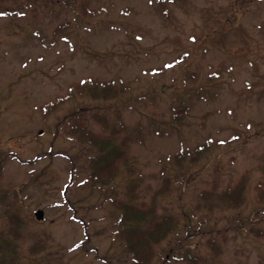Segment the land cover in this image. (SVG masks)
Instances as JSON below:
<instances>
[{
  "label": "rangeland",
  "instance_id": "1",
  "mask_svg": "<svg viewBox=\"0 0 264 264\" xmlns=\"http://www.w3.org/2000/svg\"><path fill=\"white\" fill-rule=\"evenodd\" d=\"M1 3L9 12L0 15V192H6L0 232L13 234L6 209L15 205L29 230L23 234L31 236L22 241L27 255L35 254L33 242L64 264H137L114 236L117 210L109 201L121 195L127 177L138 181L140 197L156 212L173 210L182 219L203 188L243 176L242 203L197 210L194 225L207 219L190 241L207 264H264V239L249 231L252 224L264 228V200L255 188L264 181V0ZM88 75L123 79L128 88L110 102L65 97L73 81ZM101 103L112 104L109 114L121 107L129 128H140L130 144L134 169L106 185L88 184L78 169L65 201L69 167H81L83 154L63 132V120ZM180 105L186 110L173 120L171 108ZM208 138L213 147L200 169L185 186L173 182L167 157ZM166 176L170 186L161 192ZM36 208L44 211L41 219ZM210 237L219 251L206 243ZM175 238L157 245L146 264H159Z\"/></svg>",
  "mask_w": 264,
  "mask_h": 264
},
{
  "label": "trees",
  "instance_id": "2",
  "mask_svg": "<svg viewBox=\"0 0 264 264\" xmlns=\"http://www.w3.org/2000/svg\"><path fill=\"white\" fill-rule=\"evenodd\" d=\"M1 1L3 0H0L2 10L0 12L5 13L0 15L8 14L9 8L4 7ZM127 88L128 85L123 79L94 78L88 75L73 81L65 97L78 94L110 102L111 98L125 94ZM60 98H56V102ZM110 106L112 107V104L103 103L99 104V107L92 108L81 106L63 120V132L69 134L81 145L83 154L81 167L76 164L69 167L68 179L63 188L65 201H68L67 191L78 169V171L82 169L85 171V181L90 185L109 184L120 174L127 177L134 169L130 144L140 138L137 133L140 128H129L119 106L113 107V114H109ZM185 110L184 105L171 108L172 119H179V115ZM212 147L213 143L208 138L169 155L167 158L173 182L182 180L181 185H187V177L199 168L203 162L202 159L207 156V152ZM166 165L165 163L162 169ZM169 184V178L166 176L158 190L165 192ZM138 187L139 183L135 178L127 177L121 187V195L109 196L111 205L117 210L113 224L114 236L122 241L123 250L132 262L146 264L156 254V246L175 234V240L162 254L159 264L169 262L207 264L206 260L196 252L195 242L190 241L194 235L204 232L200 224L206 221L207 217L197 218L198 225L193 224V220L196 221L193 217L197 216V210L204 209V214L205 211L209 214L215 208L228 210L241 204L244 200L245 178L242 176L234 184L221 188H203L198 195L200 198L193 205L184 207L185 210L181 212L182 219L177 212L173 213V210L156 212L152 202L140 197ZM255 188L256 199L264 200V181H258ZM0 193L3 194L0 198L6 197V192ZM10 206L11 208L6 209L7 220L14 232L12 235L0 232V264H64L60 260H54L50 253L42 252L43 244L37 246L32 242L30 249L35 253L34 255H27L22 250V241L28 240L31 236L23 234L29 230L24 228V219L18 207ZM70 209L72 216L77 217L76 210L73 207ZM33 219L30 215L29 220ZM228 223L231 225V220H228ZM249 231L252 235L264 239V228L261 226L252 224ZM205 241L215 252L220 250V246L213 241V238H206ZM215 252H211L212 259L217 256Z\"/></svg>",
  "mask_w": 264,
  "mask_h": 264
},
{
  "label": "water",
  "instance_id": "3",
  "mask_svg": "<svg viewBox=\"0 0 264 264\" xmlns=\"http://www.w3.org/2000/svg\"><path fill=\"white\" fill-rule=\"evenodd\" d=\"M34 216L37 218V219H41L43 217V210L41 208H36L34 210Z\"/></svg>",
  "mask_w": 264,
  "mask_h": 264
}]
</instances>
